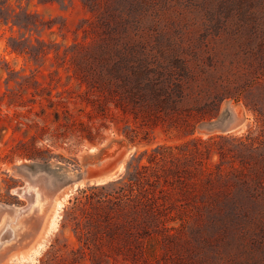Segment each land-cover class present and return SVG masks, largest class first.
<instances>
[{"label": "rangeland", "instance_id": "obj_1", "mask_svg": "<svg viewBox=\"0 0 264 264\" xmlns=\"http://www.w3.org/2000/svg\"><path fill=\"white\" fill-rule=\"evenodd\" d=\"M10 1L52 26L42 31L50 53L38 62L12 50L10 28L0 29V57L14 69L0 70V236L7 227L12 231L0 243V264H264V189L256 181L264 175L254 178L244 167L248 187L229 176L233 192L242 191L239 208L217 218L203 212L200 218L160 219L156 257L126 256V202L101 184L123 177L136 152L189 137L160 123L148 129L142 117L117 108L76 74L81 55L105 36L102 20L118 0H100L94 12L83 0ZM126 12L143 22L129 38L136 36L161 59L215 62L225 77L236 79L239 99H225L219 117L198 125L196 135L264 133L246 105L264 109V0H126ZM129 127L140 138L148 129V140L129 141ZM219 160L213 153L209 161L214 167ZM24 187H31L33 202L18 214L28 204ZM251 191L259 196L243 197ZM143 224L130 225V247L139 239L146 246V234L138 232L154 226L143 231Z\"/></svg>", "mask_w": 264, "mask_h": 264}, {"label": "trees", "instance_id": "obj_2", "mask_svg": "<svg viewBox=\"0 0 264 264\" xmlns=\"http://www.w3.org/2000/svg\"><path fill=\"white\" fill-rule=\"evenodd\" d=\"M100 2L83 0L93 12L98 10ZM118 2L117 8L105 12L102 20L105 36L81 55L76 74L87 87L111 98L117 108L133 114L136 119L142 117V125L148 129L160 123L166 129H176L189 137L181 144L161 143L136 152L123 177L101 184L108 189L109 196L126 202V256L137 259L141 254L148 260L157 255L159 241L154 232L163 221L160 219L200 218L203 212L206 217L217 218L223 210L239 208L242 191L233 192L229 176L248 187L249 179L241 171L243 167L251 168L254 178L264 175V133L255 135L250 130L241 136L218 134L206 139L196 135L198 125L211 124V119L219 117L225 99H239L236 79L225 77L215 62H193L184 56L161 59L136 36L129 38L132 27L143 25L142 17L126 12V0ZM3 26L11 30L8 45L12 50L36 62L48 57L51 47L42 38V31L52 23L39 13L20 3L14 5L10 0H0V29ZM3 62L0 57V70L5 68L13 73L14 69ZM246 105L264 125V109L257 103ZM102 106V103L98 105L99 110ZM148 129L141 138L139 131L132 127L126 129L125 134L132 143L141 142L148 140ZM87 136L90 140L94 138L91 130ZM230 139L235 142L228 144ZM213 153L220 157L214 167L209 161ZM227 153L234 159L227 161ZM227 162L229 167L225 165ZM256 181L264 189V179ZM248 193L243 197L259 196L257 191ZM140 219L145 226L143 231L154 227L152 232H138L141 238L146 234V246L139 239L132 248L127 245L133 241L129 227Z\"/></svg>", "mask_w": 264, "mask_h": 264}, {"label": "bare ground", "instance_id": "obj_3", "mask_svg": "<svg viewBox=\"0 0 264 264\" xmlns=\"http://www.w3.org/2000/svg\"><path fill=\"white\" fill-rule=\"evenodd\" d=\"M30 190H31V187H29V188H26L25 187V189L23 188L22 189V194H24L25 195V192L27 193V195L29 196V192H30ZM21 194V195H22ZM31 194L32 195H35L36 194V191L35 190H32L31 191ZM30 197H32V196H30ZM35 197H36V195H35ZM25 207V206H24ZM24 207H22L20 210H19V212H18V214H21L23 211H25L26 209L24 208ZM11 229H10V227H7L6 229H4V232L2 233V235L0 236V243H1V241H2V239L4 238V237H11L12 236V234H11Z\"/></svg>", "mask_w": 264, "mask_h": 264}, {"label": "water", "instance_id": "obj_4", "mask_svg": "<svg viewBox=\"0 0 264 264\" xmlns=\"http://www.w3.org/2000/svg\"><path fill=\"white\" fill-rule=\"evenodd\" d=\"M107 154H110V153L108 152ZM21 192H22V189H21ZM25 197L28 199V204L25 206V209L28 210L31 206V203L33 202V199L32 197L28 196L26 192H25Z\"/></svg>", "mask_w": 264, "mask_h": 264}]
</instances>
